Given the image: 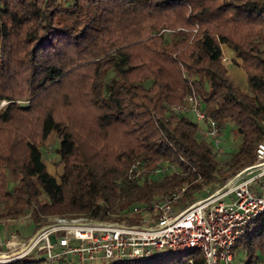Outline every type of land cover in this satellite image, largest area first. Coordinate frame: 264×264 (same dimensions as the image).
Masks as SVG:
<instances>
[{
    "label": "trees",
    "instance_id": "obj_1",
    "mask_svg": "<svg viewBox=\"0 0 264 264\" xmlns=\"http://www.w3.org/2000/svg\"><path fill=\"white\" fill-rule=\"evenodd\" d=\"M222 46L240 60L246 90ZM191 94L221 135L232 126L240 140L223 161L175 110ZM49 138L58 177L43 161ZM261 141L264 0H0V221L27 216L31 235L50 216L135 224L132 209L160 194L184 188L185 206L214 191L254 163ZM186 252L153 264H204ZM232 253L264 264V214ZM3 264L51 263L33 251Z\"/></svg>",
    "mask_w": 264,
    "mask_h": 264
},
{
    "label": "built area",
    "instance_id": "obj_2",
    "mask_svg": "<svg viewBox=\"0 0 264 264\" xmlns=\"http://www.w3.org/2000/svg\"><path fill=\"white\" fill-rule=\"evenodd\" d=\"M177 112H191L199 134L207 138L217 154L222 152L216 122L200 109L194 95H187ZM135 167V165H134ZM184 188L175 194H160L149 205L135 206L131 214L138 222L93 221L86 218H54L25 241L14 234L0 239V246L18 247L17 254L0 253V264L33 251L46 261L60 264H102L116 260L146 261L157 253L177 254L190 249L201 252L204 264H233L232 246L243 227L264 214V141L255 148V161L212 192L190 204L179 206ZM191 263V261H188Z\"/></svg>",
    "mask_w": 264,
    "mask_h": 264
},
{
    "label": "rangeland",
    "instance_id": "obj_3",
    "mask_svg": "<svg viewBox=\"0 0 264 264\" xmlns=\"http://www.w3.org/2000/svg\"><path fill=\"white\" fill-rule=\"evenodd\" d=\"M222 54H223V62L224 65L227 69V73L228 75L232 78V80L234 81V83L241 89L246 90V81H245V73L243 71V69L240 66V60L238 59H234L232 53L227 50L224 46H222ZM5 103H1V106H3ZM187 118L194 120L195 121V117L194 115L189 112L186 114ZM234 129L232 126H228L223 135H221V140H222V152L217 154V159L219 161H223L226 158L229 157V155L232 152H235L237 150V146L239 144V139L236 138L233 134ZM56 146V141L53 138H49L43 149H42V153H43V161L47 167V170L50 174L54 175L55 177H58L59 174L61 173V167H57L55 165V161L57 159V156L54 153V148ZM233 177V176H231ZM231 177H227L226 180H224V183H226L228 181V179H230ZM221 184V185H222ZM220 185V186H221ZM220 186H217L216 189ZM205 194H201L199 197L204 196ZM54 218H69V217H60V216H50L48 217V221L50 223L51 220H53ZM1 225H0V239L4 238V239H8L9 236L11 234H14V236L16 237V240L18 241H25L26 239L29 238V236L31 235V230H30V226H29V219L27 216L25 217H20L17 220H1L0 221ZM45 226V225H44ZM19 251V248L16 247H9L6 248L3 245L0 246V253L2 252H6L9 255V259L12 258V254H17V252ZM167 253L163 252V253H157L154 257L153 260L151 262H149V264H153L157 258H159L162 255H165ZM187 252H182L180 256H172V258H180L183 261L186 260L187 256H186ZM156 259V260H155ZM239 257H235L233 264H237ZM6 263V262H4ZM3 264V263H1Z\"/></svg>",
    "mask_w": 264,
    "mask_h": 264
},
{
    "label": "crops",
    "instance_id": "obj_4",
    "mask_svg": "<svg viewBox=\"0 0 264 264\" xmlns=\"http://www.w3.org/2000/svg\"><path fill=\"white\" fill-rule=\"evenodd\" d=\"M227 49V48H226ZM228 50V49H227ZM0 225H1V223H0ZM2 239V238H1Z\"/></svg>",
    "mask_w": 264,
    "mask_h": 264
}]
</instances>
